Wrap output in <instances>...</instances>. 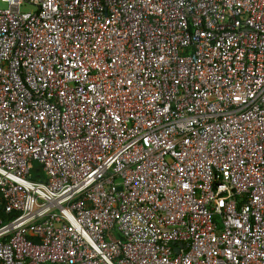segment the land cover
Returning a JSON list of instances; mask_svg holds the SVG:
<instances>
[{
    "label": "built area",
    "instance_id": "1",
    "mask_svg": "<svg viewBox=\"0 0 264 264\" xmlns=\"http://www.w3.org/2000/svg\"><path fill=\"white\" fill-rule=\"evenodd\" d=\"M0 3V264H264V0Z\"/></svg>",
    "mask_w": 264,
    "mask_h": 264
},
{
    "label": "rangeland",
    "instance_id": "2",
    "mask_svg": "<svg viewBox=\"0 0 264 264\" xmlns=\"http://www.w3.org/2000/svg\"><path fill=\"white\" fill-rule=\"evenodd\" d=\"M5 8H6V5L0 3V10H3ZM34 11H35L34 8L33 7H29V6L22 7V9H21V12H23V13H33Z\"/></svg>",
    "mask_w": 264,
    "mask_h": 264
},
{
    "label": "trees",
    "instance_id": "3",
    "mask_svg": "<svg viewBox=\"0 0 264 264\" xmlns=\"http://www.w3.org/2000/svg\"><path fill=\"white\" fill-rule=\"evenodd\" d=\"M0 217H2L3 219H6V218H4L1 210H0Z\"/></svg>",
    "mask_w": 264,
    "mask_h": 264
},
{
    "label": "water",
    "instance_id": "4",
    "mask_svg": "<svg viewBox=\"0 0 264 264\" xmlns=\"http://www.w3.org/2000/svg\"><path fill=\"white\" fill-rule=\"evenodd\" d=\"M174 252L176 253V250L174 249Z\"/></svg>",
    "mask_w": 264,
    "mask_h": 264
}]
</instances>
